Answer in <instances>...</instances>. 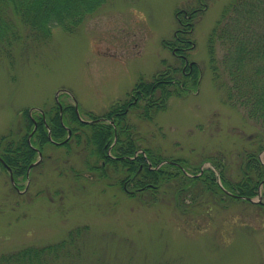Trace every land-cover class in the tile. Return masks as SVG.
Instances as JSON below:
<instances>
[{
	"label": "rangeland",
	"instance_id": "374dc122",
	"mask_svg": "<svg viewBox=\"0 0 264 264\" xmlns=\"http://www.w3.org/2000/svg\"><path fill=\"white\" fill-rule=\"evenodd\" d=\"M196 1L108 0L76 30L54 26L43 41L26 38L20 26L24 37L0 58V134L25 132L22 113L52 107L59 91L60 101H76L89 119L126 100L140 80L181 66L165 43L178 28L176 11ZM229 1L205 0L207 8L193 19L188 56L201 70L196 86L171 95L151 118L140 117L136 107L127 114L141 148L178 159L187 175L223 157L226 175L238 179L246 149L264 143V126L228 102L214 80L208 35ZM84 153L75 145L46 146L29 179L19 177L21 192L0 167V254L57 242L87 226L79 261L59 264H264L263 206L220 202L199 183L182 185L181 192L171 183L156 201L130 196L90 171ZM259 156L264 161V150ZM259 190L263 195L264 186Z\"/></svg>",
	"mask_w": 264,
	"mask_h": 264
},
{
	"label": "trees",
	"instance_id": "16d2710c",
	"mask_svg": "<svg viewBox=\"0 0 264 264\" xmlns=\"http://www.w3.org/2000/svg\"><path fill=\"white\" fill-rule=\"evenodd\" d=\"M107 1L0 0V58L9 57L13 45L24 37L20 26L25 28L26 38L47 40L51 38L54 26L72 32L86 16ZM188 34L189 31L178 32L169 43H177L179 37H188ZM208 47L214 80L218 88L223 90L225 99L231 104L243 106L249 117L264 126V0H230L223 7L208 35ZM218 50L221 51L220 55ZM193 69V75L189 77L179 66L172 65L158 72L152 81H140L134 89L146 90V95L150 93V105L136 107L140 109L139 115L151 118L155 111L165 107L171 95H181L186 92L187 87L196 86L200 73L196 65ZM117 110L118 105H114L105 114L108 118L106 121L88 123L79 120L71 106L63 119L72 129V135L62 146L68 150L74 145L80 146L81 151L86 154L87 168L90 171L97 170L99 176L113 180L118 185L128 183V188L132 191L130 196L141 197L148 194L152 198L148 201H156L161 188L171 183L176 184L178 192L183 189L182 185L196 186L199 183L204 191L220 202L258 194L260 182L264 180V162L259 156L264 150V143L260 140L255 142V147L246 149L238 179H231L226 175L224 168L227 164L223 157H216L212 161L220 174L221 185L217 180L216 170L211 166L205 167L203 171L197 166V171H193L194 175L189 176L172 162H177L178 159L170 160L149 148L145 149L146 155L143 152L137 153L141 145L135 135V127L125 113L116 115ZM48 111V126L40 116L36 135L31 141L27 139L28 132L21 130L0 134V155L14 169L15 174L24 176L29 164L36 158L37 150L32 145L39 146L40 150L53 145L48 128L54 140L65 138L67 130L61 124L57 107ZM112 117L113 123L110 121ZM22 118L24 128L29 131L32 123L28 109L22 113ZM110 147L113 155L108 154ZM163 160L168 161L160 164ZM148 161L152 163V167ZM0 165L2 166L1 162ZM181 165L185 167L184 164ZM182 195H178V200ZM240 201L250 202L246 199ZM255 203L264 207V201ZM87 230V226L76 227L60 241L25 246L2 253L0 264H59L61 258L74 263L79 261L82 253L80 240Z\"/></svg>",
	"mask_w": 264,
	"mask_h": 264
},
{
	"label": "flooded vegetation",
	"instance_id": "af4514ba",
	"mask_svg": "<svg viewBox=\"0 0 264 264\" xmlns=\"http://www.w3.org/2000/svg\"><path fill=\"white\" fill-rule=\"evenodd\" d=\"M198 3L199 4H203V7H199V6L192 7L191 6V10L190 11H188L187 9H183V11H182L183 12V18L179 17V15L177 16L178 23H179L180 26L174 32V34L176 36L178 35V32H186V31H191L192 30L193 22L191 20L194 18L193 15L198 13L199 10L206 8V6H207V3L204 2V0H198ZM188 27H189V29H187ZM193 43L194 42H192V40L189 37L185 36V37H182V38L179 37L177 43L174 44V45H172L170 43L169 44L168 43L165 44V46L169 47L171 49L172 53L177 58H179V60H181L182 65L180 66V68L189 77H191V75H193V72H194L193 68H194L195 65L199 68V65L197 64V62L194 61V60H190L189 56H188V50L192 46H194ZM199 73L201 75V70L200 69H199ZM186 90L189 91L190 89L187 87ZM149 95H150V93H149ZM149 95H146V90H143L141 88H136V89L130 91V94L126 98V100H124V101H120V100L114 101L112 103V105L110 106V108L112 106H114V105H118V110L115 112V114L116 115H118V114L122 115L123 113H125L127 115L135 107H138V108L141 107L142 108V107H145V106H149L150 105V103L148 101L149 100ZM53 106L57 107V110L59 112V118H60L61 124L64 127L68 128L69 126L65 124L63 116H64L65 113H67V110L71 106H73L75 112L77 113L76 105L73 104V103L64 104L62 101H59V102L57 101L56 104H54ZM50 109H52V108L50 107ZM48 113H49L48 110L40 108L38 110H33L32 114L31 113L29 114V118H30V121L32 123V128L28 132V136H27L28 140H31L33 137H35V135H36L35 130L38 127V122H39V119H40L39 117L40 116H41V119L46 124V126H48V124H47V114ZM105 114L102 115V116H98L97 118L95 117L96 121H106L108 118H107V116H105ZM113 118L114 117H112L111 120H110L112 123L114 122ZM48 132H50L49 128H48ZM33 147L36 148V149L40 148L37 145L36 146L33 145ZM108 154L113 155V154H111V147H110V149L108 151ZM0 162L2 163V166L0 165V167L3 168L4 170H6L7 173L9 174V178H10L12 186L18 192H21L22 191V185H21V183L19 181V177H23L25 179H29L28 178L29 175L27 173L28 169H26V174L24 176L23 175H17V174L14 173V169L6 163V161H5V159L3 158L2 155H0ZM12 177H13V180H12ZM121 186H122V188L124 190H126V191L129 190L128 183H125V184H123Z\"/></svg>",
	"mask_w": 264,
	"mask_h": 264
},
{
	"label": "water",
	"instance_id": "95a60500",
	"mask_svg": "<svg viewBox=\"0 0 264 264\" xmlns=\"http://www.w3.org/2000/svg\"><path fill=\"white\" fill-rule=\"evenodd\" d=\"M70 132H71V131H69V134H70ZM37 162H38V161H37ZM37 162L32 163V164L30 165V167L33 166V165H35ZM30 167H29V169H30ZM12 180H13V177H12ZM259 197H261V193H260V192H259ZM248 199H250V200H252V201H257V200H255L254 198H248ZM259 200H261V199H259ZM259 200H258V201H259Z\"/></svg>",
	"mask_w": 264,
	"mask_h": 264
}]
</instances>
